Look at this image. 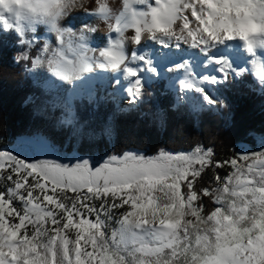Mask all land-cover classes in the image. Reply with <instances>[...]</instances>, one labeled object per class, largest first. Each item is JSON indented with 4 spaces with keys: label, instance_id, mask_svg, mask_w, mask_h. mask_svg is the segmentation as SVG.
I'll return each mask as SVG.
<instances>
[{
    "label": "snow or ice",
    "instance_id": "1",
    "mask_svg": "<svg viewBox=\"0 0 264 264\" xmlns=\"http://www.w3.org/2000/svg\"><path fill=\"white\" fill-rule=\"evenodd\" d=\"M76 8L107 23L104 46H92L87 33L95 28L62 26ZM39 25L54 34V46H44L54 77L73 83L97 70L122 74L131 103L167 71L183 73L179 88L199 93L198 107L218 104L205 87L222 82L212 73L227 80L246 71L218 56L232 42L264 84V0H122L117 11L108 0L87 8L80 0H0V26L22 43H35L23 38ZM129 41L187 46L203 55L202 70L183 60L165 68L167 53L158 63L130 51ZM114 83L122 86L120 78ZM225 167L230 173L214 174V186L196 187L206 170ZM205 197L214 204L207 211ZM0 264H264V150L216 161L197 145L68 163L0 151Z\"/></svg>",
    "mask_w": 264,
    "mask_h": 264
},
{
    "label": "trees",
    "instance_id": "2",
    "mask_svg": "<svg viewBox=\"0 0 264 264\" xmlns=\"http://www.w3.org/2000/svg\"><path fill=\"white\" fill-rule=\"evenodd\" d=\"M45 33L43 25L37 26L35 33L23 38L35 39L27 45L14 30L0 27V151L27 144L39 159L34 137L42 136L64 163L70 158L101 161L125 151L153 156L163 149L176 154L197 145L211 148L214 160L224 161L237 156L240 144L254 147L257 138L264 137V87L247 68L212 86L208 92L220 101L214 106L198 107L203 103L199 93L191 101L177 103L162 78L146 84L139 103L128 108L118 106L112 95L104 97L101 89L91 99L77 97L74 117L66 122L68 112L59 105V95L41 87L29 73L33 59L44 51ZM236 62L233 66L239 72ZM230 171L208 169L196 187L214 186V174ZM204 203L206 211L214 207L208 197Z\"/></svg>",
    "mask_w": 264,
    "mask_h": 264
},
{
    "label": "rangeland",
    "instance_id": "3",
    "mask_svg": "<svg viewBox=\"0 0 264 264\" xmlns=\"http://www.w3.org/2000/svg\"><path fill=\"white\" fill-rule=\"evenodd\" d=\"M85 0H80V3L85 5ZM117 2H122V0H117ZM91 3H89L90 5ZM98 6V5H97ZM80 10L77 12V10ZM76 11V12H75ZM78 13V14H77ZM86 15V12L84 9L82 8H76L73 9L68 16L64 17L61 20V24L62 22H64L67 19H72L77 23H79L82 20V17ZM81 19V20H80ZM44 26V25H43ZM2 27V26H0ZM46 29V33H45V41L46 43H49L50 45L54 46V34L48 32L47 27L44 26ZM99 24L98 27L99 28ZM3 28V27H2ZM50 55V49L49 51H43V53L38 56L43 63L41 64H36L35 60L36 58L33 59V63L32 66L29 69V73L31 74L32 78L35 80L36 83H38L39 85H41V87H43L44 89H48L51 90L54 94V96L57 97V95H59V105L64 107L67 110V116L64 118V120L66 122H71L73 117H74V99L77 97H81V96H86L88 98H93L96 94L97 89H101L102 90V94L104 97H106L107 95H112V97L115 99V101L117 102L118 106H122V107H132L135 106L139 103V99L137 100L136 103H131L130 102V98L127 95V93L123 90L125 86H127L128 81L121 79L122 81V86L121 87H117V85H115L114 80H112V76L109 78L110 82H105V83H101L99 80H94L89 82L86 85L83 84H79L78 85V94L73 98L72 102H68L66 100V95L65 92L66 90L70 88L71 83L70 82H66V81H61L58 78L54 77L53 75L50 74V71L48 69L47 66V59L48 56ZM224 58L229 59L230 61H235L234 65H238V63L236 61H238L240 63V68H244L247 70H251V65L249 63H247L246 61L250 59V57L248 56V54L242 55L241 53L237 52V51H233L231 53V55H223ZM234 66V67H235ZM218 67V66H216ZM203 74L207 75L209 74L208 71H204ZM218 76L219 79H221V83H223L225 80L223 79V74L222 73H212ZM253 76L255 78V80L258 82V84L262 87H264V84H261L259 79L256 77L255 72L253 71ZM90 77H86L87 80ZM166 79L167 81V87L169 89H171L174 93L177 94L178 99L180 101L183 100H188L190 101L191 99H195L197 98V94L196 92H192L191 94H185L183 92H181L179 90V84H178V80L182 79L183 77L177 76L176 72H172V73H168L167 71H163L161 77L159 78H154L152 81H155L157 79ZM149 82V83H150ZM108 83V84H107ZM219 85V84H217ZM217 85H205L207 91L212 93V86H217ZM34 141L37 143V153H38V157L39 159H56V157L52 154V151H50L48 142L45 138H43L42 136H36L34 137ZM262 144H264V137L257 138V144L256 146L252 147L247 143H242L238 146V150H237V156L238 155H242V154H246V153H250L253 151H261L264 150V147H262ZM3 151H11L13 154H18L21 158H25L27 157L28 159H37L33 153V151L31 150V148L27 145V144H22L19 145L15 150H3ZM68 162H74L73 158H70L69 160H67L66 163ZM6 175V173H5Z\"/></svg>",
    "mask_w": 264,
    "mask_h": 264
},
{
    "label": "bare ground",
    "instance_id": "4",
    "mask_svg": "<svg viewBox=\"0 0 264 264\" xmlns=\"http://www.w3.org/2000/svg\"><path fill=\"white\" fill-rule=\"evenodd\" d=\"M84 2H85L84 6H85V8H87L89 6V3H92V0H85ZM108 2H109V6L112 7L114 11H117L118 9H122V2H117V0H108ZM78 11H80V10L78 9L77 12ZM73 19L74 18L65 20L64 22H62V26L73 27L74 30L83 29L86 26L89 28H95L96 29L95 31L87 33L92 46L99 48V47H102L105 45L107 36L109 35L108 25L105 21H103L97 17L90 16L88 14L83 16L82 20L80 19L81 21L79 23L75 22ZM98 24L100 26L99 28H97ZM132 34L133 33L131 30L128 33H126V35H128L129 37ZM232 43H233V47L230 49L221 48L220 51L218 52V56H220L221 54L229 56V55H231V53L233 51H237V52L241 53L242 55L247 54L239 48L238 44H236L235 42H232ZM142 44H143V41H142ZM128 47H129L130 51L135 50L138 52V54L151 56L153 58V60L158 62V63L161 61V57H163L164 54L167 53V57L163 59V66L165 68L172 67L173 65H172L171 61H173V60L176 62H181L183 60V61H187V62L192 63L194 66H197L196 70H202L198 66L200 65L201 61H203V59H204L203 55L198 53L197 50L188 49L187 46H183L181 50H176V49L167 50V49H163L159 45H155L151 42H149L148 46L140 47V46H136V45L132 44L131 41H129ZM50 74H51V72H50ZM176 75L183 77L182 72H176ZM111 76H112V80H115V78L124 79L122 74L113 73L111 71H105V70H97L94 74L89 76L90 80H87L85 78L82 81H77V82L71 83V85H70L71 89L68 88L65 92L66 100L70 103L72 102L73 98L78 94V85L79 84L86 85V84H88V81L91 82L94 80H99L101 83L110 82L109 78ZM179 90L185 94H191L192 93V92L186 93V92L182 91L180 88H179Z\"/></svg>",
    "mask_w": 264,
    "mask_h": 264
}]
</instances>
